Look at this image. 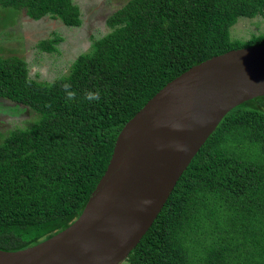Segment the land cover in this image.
Returning a JSON list of instances; mask_svg holds the SVG:
<instances>
[{
    "label": "trees",
    "instance_id": "trees-1",
    "mask_svg": "<svg viewBox=\"0 0 264 264\" xmlns=\"http://www.w3.org/2000/svg\"><path fill=\"white\" fill-rule=\"evenodd\" d=\"M113 1L108 30L50 82L31 77L25 58L0 53V100L31 115L0 130V249L34 246L74 223L122 127L167 83L215 55L264 43V30L233 34L242 19L264 20V0ZM0 9L68 28L84 21L74 0H0ZM52 43L43 40V51ZM88 91L99 101L84 99ZM126 264H264V95L223 117Z\"/></svg>",
    "mask_w": 264,
    "mask_h": 264
},
{
    "label": "water",
    "instance_id": "water-1",
    "mask_svg": "<svg viewBox=\"0 0 264 264\" xmlns=\"http://www.w3.org/2000/svg\"><path fill=\"white\" fill-rule=\"evenodd\" d=\"M264 95V43L215 55L167 83L122 127L81 216L0 264H123L234 107Z\"/></svg>",
    "mask_w": 264,
    "mask_h": 264
},
{
    "label": "rangeland",
    "instance_id": "rangeland-1",
    "mask_svg": "<svg viewBox=\"0 0 264 264\" xmlns=\"http://www.w3.org/2000/svg\"><path fill=\"white\" fill-rule=\"evenodd\" d=\"M74 2L80 7L84 21L81 26L70 28L57 19L42 18L32 22L22 11L0 9V53L25 58L29 75L41 82H50L65 74L79 54L90 50L92 37H99L108 30L105 19L119 4V1L113 0ZM263 30L264 20L242 19L234 26L233 34L238 38H248L251 32ZM58 36L61 39L52 43L51 40ZM3 40L5 43L7 40L12 41L5 44ZM43 40L52 43L55 50L43 51ZM21 107L10 101L0 100V130L23 126L27 123L24 119H31L30 114L27 117L20 113Z\"/></svg>",
    "mask_w": 264,
    "mask_h": 264
},
{
    "label": "clouds",
    "instance_id": "clouds-1",
    "mask_svg": "<svg viewBox=\"0 0 264 264\" xmlns=\"http://www.w3.org/2000/svg\"><path fill=\"white\" fill-rule=\"evenodd\" d=\"M61 87H62V90L65 93L66 102L73 101V100L76 99V92L72 90L71 83L65 82V83H63L61 85ZM84 99L88 100L89 102L99 101L100 93H99V91H96V92H92V91L85 92Z\"/></svg>",
    "mask_w": 264,
    "mask_h": 264
},
{
    "label": "flooded vegetation",
    "instance_id": "flooded-vegetation-1",
    "mask_svg": "<svg viewBox=\"0 0 264 264\" xmlns=\"http://www.w3.org/2000/svg\"><path fill=\"white\" fill-rule=\"evenodd\" d=\"M32 22H36V21H32ZM35 28H37V26L35 25ZM31 29V28H30ZM12 41V40H11ZM10 40H7L6 42L7 43H5V40H3V42L5 43V44H8V43H10L11 42Z\"/></svg>",
    "mask_w": 264,
    "mask_h": 264
}]
</instances>
